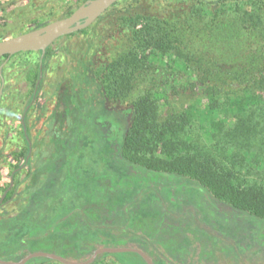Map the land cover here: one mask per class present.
<instances>
[{
    "label": "trees",
    "instance_id": "16d2710c",
    "mask_svg": "<svg viewBox=\"0 0 264 264\" xmlns=\"http://www.w3.org/2000/svg\"><path fill=\"white\" fill-rule=\"evenodd\" d=\"M84 1L74 0L64 16H69ZM139 1L120 0L95 21L104 19L111 9L123 4L117 9L121 15L117 27L131 34L129 49L98 68L97 79L108 100L115 103L130 97L138 84L143 83L145 87L131 103L129 125L126 129L122 127V144L116 153L103 155L113 171L100 176L106 185L115 188L118 195L114 197L122 195L118 202L129 201L124 206L127 217L118 222L121 225H114L109 217L114 212L113 205L109 211L104 204L83 213L87 217V230L81 241L86 243V250H80L79 239L74 235L78 222L70 230H62L77 212L59 222L52 221L46 228L38 223L44 216L34 221L0 219V231L19 222L30 226L24 239L0 244V254L7 253L21 260L37 246L44 245L47 252L83 261L99 247L132 246L145 252L154 264H231L230 260L237 258L236 253L209 236L198 222L216 225L247 249L250 244L244 242V231L237 224L258 223L256 250L264 252V185L249 180L255 178V169L264 164V23L248 14L252 5L256 7L257 2L264 3V0H197L207 8L242 10L243 29H249L252 37L246 40V50L241 43L223 37L234 51L226 55L229 65L213 64L192 48V41L183 37L178 26L187 25V17H192V12L185 19L177 15L182 20L178 22L157 19L133 12ZM47 23L31 20L33 29ZM236 26L234 33L238 35ZM89 28L56 42L87 34ZM4 38L0 36V40ZM39 53L0 57V87L9 79L17 80L19 89L27 83L22 93L29 100L35 96L33 107L39 103L46 74L56 57L52 45L41 59ZM22 73L26 75L21 81ZM158 74L163 81L156 79ZM5 89L0 96L1 118L11 110ZM179 95L186 98L183 106L176 102ZM18 126L22 127V122L18 121ZM100 126L102 139L112 134V118L107 117ZM9 133L12 132L6 138ZM16 134L23 145L10 152L7 166L0 167L2 177L8 178V183L0 186V211L16 194L15 188L21 181L20 169L30 167L31 134ZM2 154L0 149V159ZM29 175L28 169L24 178ZM143 197L163 207L146 206L137 214L134 211L137 201ZM203 200L211 211L203 212ZM182 204L190 206L193 213L178 214L176 211ZM131 255L130 261L111 254L101 257L112 256L118 264H146L139 255ZM26 264L60 263L35 258Z\"/></svg>",
    "mask_w": 264,
    "mask_h": 264
},
{
    "label": "rangeland",
    "instance_id": "374dc122",
    "mask_svg": "<svg viewBox=\"0 0 264 264\" xmlns=\"http://www.w3.org/2000/svg\"><path fill=\"white\" fill-rule=\"evenodd\" d=\"M73 3L74 0H0V36L6 39L33 30L32 19L38 22H51L66 17L64 16L66 9ZM203 4L197 0H140L139 5L132 11L173 22L182 21L177 15H182L185 19L192 12L193 16L187 17L189 28H186L188 23L187 25L182 23L181 26L178 23L183 37L192 41V48L213 64L229 65L230 61L226 55H232L234 51L230 50L228 42L224 41L223 37L231 42L241 43L243 50L247 48L246 40L252 37L249 29L245 31L243 29L242 10L215 6L207 8ZM252 6L248 14L256 16L258 21L264 23V3L259 1L256 7ZM122 7L123 4L111 9L104 19L91 24L87 34H77L62 43L55 41L52 44L56 57L52 59L46 74L38 98L39 103L30 111L32 118L34 117L31 120L32 130L39 131L31 134L30 167L23 166L20 169L22 175L20 174L19 178L20 184L15 188L16 194L0 211L1 220L25 218L34 221L44 216L38 220L39 225L44 228L52 221L59 222L77 212L76 217L69 221L68 226L62 227V230H70L75 221L79 223L74 235L79 239L80 250L87 248L81 239L87 230L85 225L87 217L83 213L90 208L94 209L104 204L106 210L110 211L113 205L114 212H110L109 217L113 224L118 226L121 225L118 222L127 217L124 206L129 201L118 202L122 195L120 194L119 198L114 197L118 195L117 191L106 185L105 179H101L100 176L113 171L107 160L103 159V155L116 153V149L122 144V127L126 129L129 125L131 103L145 87L143 83L138 84L130 97L112 103L105 96L97 79L98 68L115 59L132 44L130 32L126 33L117 27L121 16L118 15L117 9ZM235 25H238L236 26L239 29L238 35L234 33ZM247 27L250 28L249 25ZM156 79L163 81L164 78L158 74ZM25 100L23 93L16 96L8 94L7 104L11 105V110L4 118L0 117V149L3 153L0 167L7 166L10 152L23 145L22 140L16 137V133H9L7 138L6 134L19 129V116ZM176 102L178 106H183L186 98L179 95ZM107 117L113 120V132L102 139L100 125ZM50 120L52 122L48 126ZM112 141L114 143L109 145ZM28 169L30 175L24 178ZM255 171V178L250 177L249 180L264 185V164ZM0 180V186L8 183V178L4 175L2 177L0 174ZM202 202L203 212L211 211L205 201ZM137 204L134 210L137 214L146 206L151 209L162 206L149 197L139 199ZM186 211L193 213L190 206L182 204L181 209L176 212L183 215ZM222 222L225 224L227 221ZM198 223L209 236L232 248L237 258H232L231 264H264V252L256 250L259 246L256 237L258 223L237 224L244 231V242L250 244L248 249L216 225ZM29 229L27 222L4 227L0 231V244L24 239ZM43 246H37L30 253L47 252ZM131 254L111 255L130 261L133 258ZM101 256L97 257L95 264H118L112 256L105 258ZM65 258L75 261L68 256ZM0 260L13 262L19 258L3 253L0 254ZM80 260L82 259L76 261Z\"/></svg>",
    "mask_w": 264,
    "mask_h": 264
},
{
    "label": "water",
    "instance_id": "95a60500",
    "mask_svg": "<svg viewBox=\"0 0 264 264\" xmlns=\"http://www.w3.org/2000/svg\"><path fill=\"white\" fill-rule=\"evenodd\" d=\"M118 1L120 0H86L76 7L69 16L48 22L44 26L19 35L2 39L0 40V57H10L17 53L31 51L40 52L41 59L47 48L56 40L89 27ZM1 92L2 85L0 87V96ZM118 253H135L146 264H154L153 260L145 252L132 246L99 247L94 250L89 258L83 261H73L54 253L38 251L28 253L19 261L8 262L0 260V264H26L35 258H47L60 264H91L100 255Z\"/></svg>",
    "mask_w": 264,
    "mask_h": 264
},
{
    "label": "flooded vegetation",
    "instance_id": "af4514ba",
    "mask_svg": "<svg viewBox=\"0 0 264 264\" xmlns=\"http://www.w3.org/2000/svg\"><path fill=\"white\" fill-rule=\"evenodd\" d=\"M26 52H31V51H26ZM22 53V52H21ZM32 53H34V54H38L39 52H32ZM18 54V53H17ZM40 54V53H39ZM16 55V54H15ZM14 56V55H13ZM41 56V55H40ZM10 57H12V56H10ZM39 74H40V72H41V77H42V75H43V72H42V67H40L39 68ZM26 74H24V73H22L21 74V81L23 80V78H24V76H25ZM39 81H40V78H38V81H37V83H36V86H38L39 84ZM18 81L16 80H13V79H9L6 83L4 82V83H2V92H1V94H3V89H5V91L7 92V94H9V93H12V94H14L15 96L16 95H18L19 93H22L25 89V87H27L28 85H27V83H25L24 85H23V87H21V89H19L18 87V83H17ZM14 86H16V88L14 89L13 87ZM41 92V91H40ZM39 92V93H40ZM24 95V94H23ZM25 96V98H26V102H28V104L25 106V108H24V110H23V112L21 113V115L19 116V121L20 122H22V124H23V126L22 127H20L18 130H14V131H11V132H13V133H22V134H25V133H30V134H32V133H38L39 131H33L32 130V121L31 120H33L34 119V117L32 118V114H30V110H31V108L33 107V103H34V101H35V96H33L32 97V99L31 100H29V98H28V96H26V95H24ZM15 102L17 101V98H15V100H14ZM13 101V102H14ZM26 119V120H25ZM51 119H53V118H51ZM25 122V123H24ZM51 122H52V120H50L49 122H48V126L51 124ZM26 124V125H25ZM48 129H52V127H47ZM54 128V127H53ZM227 221H230V220H227ZM259 241V240H258Z\"/></svg>",
    "mask_w": 264,
    "mask_h": 264
}]
</instances>
